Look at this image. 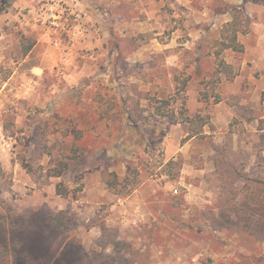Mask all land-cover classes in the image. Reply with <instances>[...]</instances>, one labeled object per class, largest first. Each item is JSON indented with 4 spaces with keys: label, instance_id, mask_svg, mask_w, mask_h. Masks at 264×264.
Here are the masks:
<instances>
[{
    "label": "rangeland",
    "instance_id": "374dc122",
    "mask_svg": "<svg viewBox=\"0 0 264 264\" xmlns=\"http://www.w3.org/2000/svg\"><path fill=\"white\" fill-rule=\"evenodd\" d=\"M8 1L0 264H264V119L234 83L261 72L215 56L228 8L264 30V0H24L23 23Z\"/></svg>",
    "mask_w": 264,
    "mask_h": 264
},
{
    "label": "crops",
    "instance_id": "0c3cea01",
    "mask_svg": "<svg viewBox=\"0 0 264 264\" xmlns=\"http://www.w3.org/2000/svg\"><path fill=\"white\" fill-rule=\"evenodd\" d=\"M76 1H77V4H80L83 6L84 0H81V1L76 0ZM88 1H89V5L91 2L97 5L99 4V2L96 0H88ZM94 1L98 3H95ZM138 1L146 2V3H154L155 0H138ZM23 3H24V0L8 1V4H4L5 8L3 12L1 13H4L6 18L9 20H14L17 18L18 20L20 19V22L23 23V19L20 17L21 8H22ZM83 7L80 9V11L82 10V12H85V9ZM86 7L87 9L89 8L88 14L89 13L91 14L92 12H94V10L91 9L88 5H86ZM84 15H86V12L84 13ZM229 20L230 18L226 20V22ZM241 35H243L242 37H246V38L244 39L240 38ZM239 40L244 45V52H245L244 67H246L248 63H252L253 67H255L257 70L261 72L260 79L257 81V85L255 88L253 86L254 83L252 81L254 80L252 79V76L248 75L249 76V77L247 76L248 78L244 77V79H242V75H237L236 78L234 79V83L236 84L240 83L242 85L240 88L241 93H242L241 104L242 106H245L246 108V110L245 108L244 110L248 114L250 123H253L256 125V122H259V120L264 119V112L262 111L261 108H259V112L256 111L253 114V110L255 107L250 105V103L257 102V101L259 103V99L257 97H260L262 93H264V30L259 29V28L251 29V31H249L247 34H240ZM37 69H34V70L36 71ZM13 77L14 76H12L11 78ZM68 78H70L73 81L72 79L73 77H71V75H69ZM10 79L8 78V80L3 82L4 86L8 84ZM4 88L5 87H3V89ZM1 92L2 91H0V94ZM255 94L257 95L256 99H254ZM3 96H5L4 93H3Z\"/></svg>",
    "mask_w": 264,
    "mask_h": 264
},
{
    "label": "trees",
    "instance_id": "16d2710c",
    "mask_svg": "<svg viewBox=\"0 0 264 264\" xmlns=\"http://www.w3.org/2000/svg\"><path fill=\"white\" fill-rule=\"evenodd\" d=\"M228 12L230 13L231 18L229 21L223 24L219 31V38L216 40L217 50L215 51V56L218 70L223 71V73L226 74L227 79H233L237 74V67L223 59L221 53L226 49H232L237 52H243L244 45L239 40V35L247 34L250 30L247 24L246 13L241 6H230L228 8ZM33 44L34 43H30L25 47L24 54H27L29 52ZM217 96L219 99V95ZM162 103L169 104L170 100L163 99ZM157 108L158 112H160L161 106L159 105ZM185 119L189 120L188 117H186ZM69 167V161H60L58 165L52 167L51 175L62 176ZM57 193L66 196L69 194V190L64 185L58 184Z\"/></svg>",
    "mask_w": 264,
    "mask_h": 264
},
{
    "label": "built area",
    "instance_id": "2783aa9c",
    "mask_svg": "<svg viewBox=\"0 0 264 264\" xmlns=\"http://www.w3.org/2000/svg\"><path fill=\"white\" fill-rule=\"evenodd\" d=\"M53 16H54V14H53V13H51L49 17H53Z\"/></svg>",
    "mask_w": 264,
    "mask_h": 264
}]
</instances>
